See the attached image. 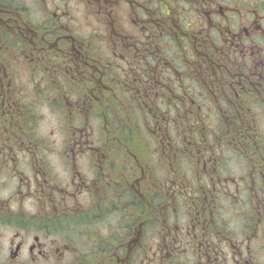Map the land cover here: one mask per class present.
<instances>
[{
    "label": "flooded vegetation",
    "instance_id": "obj_1",
    "mask_svg": "<svg viewBox=\"0 0 264 264\" xmlns=\"http://www.w3.org/2000/svg\"><path fill=\"white\" fill-rule=\"evenodd\" d=\"M0 264H264V0H0Z\"/></svg>",
    "mask_w": 264,
    "mask_h": 264
}]
</instances>
